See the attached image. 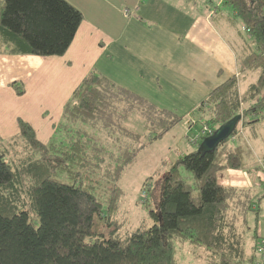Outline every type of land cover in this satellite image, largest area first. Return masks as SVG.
Returning a JSON list of instances; mask_svg holds the SVG:
<instances>
[{
	"label": "trees",
	"instance_id": "16d2710c",
	"mask_svg": "<svg viewBox=\"0 0 264 264\" xmlns=\"http://www.w3.org/2000/svg\"><path fill=\"white\" fill-rule=\"evenodd\" d=\"M219 4L232 13L213 17L237 27L230 44L238 75L187 119L91 70L48 142L23 120L16 135L0 139V264H181L178 244L203 249L204 264H264V178L253 188L218 182L224 170H263L264 154L251 141L264 139V0ZM82 21L66 0H0V54L63 56ZM249 77L256 79L241 92ZM134 113L146 135L125 125ZM237 115L235 131L215 151L199 152L201 137L197 149L163 161L166 169L143 191L151 224L122 232L120 182L140 151L184 121L215 132Z\"/></svg>",
	"mask_w": 264,
	"mask_h": 264
},
{
	"label": "crops",
	"instance_id": "0c3cea01",
	"mask_svg": "<svg viewBox=\"0 0 264 264\" xmlns=\"http://www.w3.org/2000/svg\"><path fill=\"white\" fill-rule=\"evenodd\" d=\"M66 1L82 12L83 21L65 55L0 54V139L16 135L23 120L40 141L48 142L64 105L91 70L120 85L127 80L131 88H156L185 118L215 87L238 75L230 43L213 30L212 11L193 16L166 0H119L132 5L119 27L118 0ZM14 83L24 88L23 95ZM251 142L262 156L263 134ZM262 172L228 169L218 173V182L253 188L263 179ZM259 233L264 237L261 224Z\"/></svg>",
	"mask_w": 264,
	"mask_h": 264
},
{
	"label": "rangeland",
	"instance_id": "374dc122",
	"mask_svg": "<svg viewBox=\"0 0 264 264\" xmlns=\"http://www.w3.org/2000/svg\"><path fill=\"white\" fill-rule=\"evenodd\" d=\"M119 1V0H118ZM146 1V0H145ZM169 3L178 5L182 8H185L186 11L190 12L193 16H203L212 11L213 12H224L231 14L230 9H225V7L219 4V0H166ZM120 2V1H119ZM132 5L126 1L120 2L119 10L117 17H115L116 23L119 27L122 26L123 12L126 10H131ZM210 22L212 23L213 30L226 42L232 41L236 37L237 27H232L226 21L216 19L214 16ZM231 45V44H230ZM256 77H249L245 83H241L240 90L241 92L247 88L249 83L254 82ZM121 86L134 92L135 94L146 97L150 103L155 104L160 108H169L173 110V105L170 104L172 101L162 94H158L159 90H153L156 88H149L148 86H139L140 88L133 86L131 88V82L127 80L121 81ZM120 85V84H119ZM163 87V86H162ZM177 111L181 110L178 109ZM188 118V117H187ZM186 118V119H187ZM125 125L132 131L146 135V128L144 120L137 114L134 113L126 121ZM213 132L212 130H210ZM262 136V135H260ZM201 137H208L202 134V125L201 123L195 125H189L187 121L175 125L168 133L163 137L153 141L152 143L146 145L143 148L135 162L126 168L123 177L120 182V186L123 188L125 195L122 201V208L120 213L121 221L124 225L122 227V232L133 230L141 224L146 223L150 225L147 208L144 206L142 198L144 196L143 191L146 190L147 186L154 182L155 177L159 172H163L166 169V166L163 164V161L166 163H171L188 153L189 151L195 150L198 148L199 144H196V141L192 139H198ZM260 138L256 141V145L260 146L258 142ZM202 140L199 141L201 143ZM251 146L256 149L254 142H251ZM260 153V152H258ZM183 174L185 176H193L190 172L183 168ZM153 178L149 181V184H146L147 179L150 177ZM146 197H144L145 200ZM262 220V219H261ZM260 224L264 228L263 222ZM262 229V228H261ZM262 239V238H260ZM178 259L181 264H204L203 259V249H193L188 245L181 247L178 244ZM200 254V256H198Z\"/></svg>",
	"mask_w": 264,
	"mask_h": 264
},
{
	"label": "water",
	"instance_id": "95a60500",
	"mask_svg": "<svg viewBox=\"0 0 264 264\" xmlns=\"http://www.w3.org/2000/svg\"><path fill=\"white\" fill-rule=\"evenodd\" d=\"M241 118V115L235 116L225 124L221 125L210 136L204 138L198 148V151L203 153L215 151L221 143L231 137Z\"/></svg>",
	"mask_w": 264,
	"mask_h": 264
},
{
	"label": "built area",
	"instance_id": "2783aa9c",
	"mask_svg": "<svg viewBox=\"0 0 264 264\" xmlns=\"http://www.w3.org/2000/svg\"><path fill=\"white\" fill-rule=\"evenodd\" d=\"M124 13H125L126 16L130 15L129 10H126ZM202 134L206 135V136H210L212 134V132L208 128L204 127L203 131H202ZM194 141H197V139H194ZM262 169H263L262 173H263V178H264V162L262 163ZM262 238H263V244H264V237H262ZM258 251L261 254V258L264 260V245H261L259 247Z\"/></svg>",
	"mask_w": 264,
	"mask_h": 264
}]
</instances>
